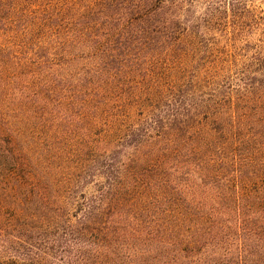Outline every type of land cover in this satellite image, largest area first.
Returning <instances> with one entry per match:
<instances>
[{
	"label": "rangeland",
	"instance_id": "rangeland-1",
	"mask_svg": "<svg viewBox=\"0 0 264 264\" xmlns=\"http://www.w3.org/2000/svg\"><path fill=\"white\" fill-rule=\"evenodd\" d=\"M162 1L161 16L178 17L176 27L157 25L155 20L151 25L147 21L140 25V19L151 11L142 10V0H7L11 19H21L15 39L29 43L28 37H41L51 41L49 48H57L62 56L61 61L46 62L26 61L28 51L15 55L17 58L10 61L15 82L7 81L0 92L2 106L14 109L6 106L11 95L18 98L25 93L28 97L40 92L34 81L45 76L50 66L64 79L61 94L65 96L83 88L79 87L81 79L88 81L101 70L106 79V95L105 99H94L93 104L100 107L96 112L91 108L84 112L67 107L57 111L48 126L49 138L29 135L28 155L41 162L49 187H38L33 179L24 177L18 179L14 190L11 178L6 174L0 176L2 260L22 253L35 255L48 251L51 253L48 263L61 264L62 250L57 247V238L67 234L69 226L80 220L82 212L76 203L86 197L82 186L93 180V168L106 164V160L115 168L113 176L121 182L113 195L117 206L106 212L102 228L106 238L92 232L80 240L92 243L99 239L111 258L118 253L127 260L137 255V249H156L158 245H168L167 241L171 246L176 237L167 233L172 228L164 233L166 239L148 234L145 225L137 227V213L148 207L167 211L165 214L171 217L173 228L180 229L181 236L190 239L198 236L199 240L195 228L198 218L174 213L175 210L234 206V201L224 194L234 189L249 196L256 192L264 194V140L259 141L261 134L255 121L258 113L252 99L244 102L234 90L252 77L264 78V61L232 60L235 54L239 58L245 48L255 51L264 45L259 24L264 21V0ZM117 8L119 13L115 14ZM245 9L253 17L233 27V14ZM92 11L100 13L97 16L100 22L90 23L82 15ZM56 15L62 16V20L56 21L60 19ZM28 29L35 31V35H25ZM141 29L159 33L161 40L175 32L182 39L177 49L181 50L180 57L175 61H137L140 43L148 46L150 42L136 36ZM123 30L127 35H122ZM149 46L158 49L162 43L153 41ZM101 48L110 50L106 54L110 61L107 57L99 61ZM216 50L224 55L215 53L213 59L204 61L210 51ZM35 62H46L48 66L44 68L40 63L38 68ZM46 78L49 79L47 75ZM146 79H155L160 88L152 87L153 83ZM235 101L240 122L233 119ZM174 117L191 125V129L180 130V134L171 131L162 137L154 131L146 135L140 149L126 145L131 139L130 131L138 124ZM227 125L239 126L241 135L253 136L249 147L233 143L226 150L228 153L221 151L217 146L220 134L215 135L213 128L227 129ZM25 133L28 135L27 130ZM173 135L176 137L172 138ZM211 143H216L217 148ZM96 148L105 151L109 161L103 155L99 163L94 162ZM28 155L25 153L27 159ZM22 157L25 158L24 155L19 158ZM254 158L256 168L248 172V162ZM223 160L228 164H223ZM65 181L76 185L75 188L67 187ZM219 245L223 246L222 241ZM168 250L171 252L173 247ZM200 250L197 245L195 253H201ZM186 253L189 251L183 252Z\"/></svg>",
	"mask_w": 264,
	"mask_h": 264
},
{
	"label": "trees",
	"instance_id": "trees-1",
	"mask_svg": "<svg viewBox=\"0 0 264 264\" xmlns=\"http://www.w3.org/2000/svg\"><path fill=\"white\" fill-rule=\"evenodd\" d=\"M142 1L141 8H144L142 10L151 11L144 15L145 19H140V25L146 24V21L148 25H151L154 20L157 25L167 24L173 27L178 25V17L172 16L171 19H166L161 16V8L164 3L162 0ZM6 2L7 0H0V92L4 89L7 81L11 83L15 82L12 78L14 73L10 64V61L17 58L15 55L28 51L29 57H27L26 61L46 62L61 61L60 57L62 56L57 48H49L51 41L48 42L41 37L38 39L28 37L29 43L17 41L14 34L18 33L15 29L21 19L17 21L11 19L10 10ZM149 5H153L152 9H147ZM131 9L129 8L128 10ZM241 11V13L233 14V27L242 25V23L244 24L253 17L250 10L245 9ZM118 13L119 10L117 8L115 14ZM82 15L90 23L91 21L95 23L100 22L97 17L100 16V13H97V11H92L88 15ZM56 16L60 18L56 21L62 20V16ZM24 24L26 26L29 25L28 22H24ZM259 24L262 27V35H264V21ZM249 26H252V24ZM131 30L137 31V29ZM35 33V31L28 29L27 33L24 34L35 35ZM154 34L149 33V31L147 33L144 29L139 30L137 33L136 36L141 37L143 39L142 41H146L145 39L150 41L148 46L147 43L142 42V45L140 43V46L137 48V61H162L164 59L167 61L171 59L175 61L177 57H180L181 50L177 49L180 48L182 39L176 37L177 34L175 32L164 40L159 38V33ZM122 35H127L126 30L122 31ZM130 36L132 37L134 35ZM132 40L136 41L135 39ZM31 41L33 43H30ZM153 41L161 42V49L151 48L149 45ZM127 49L130 51L129 49L131 48L128 46ZM100 50L99 61H105L104 58L107 57L106 54H110V50H103V48ZM215 53H219L220 56L224 55V52L220 50L210 51V54L204 58V61H206V58L213 59L214 56H217ZM123 54L125 55L126 53L123 52ZM235 55L232 58L233 61H264V45L260 50L255 51L245 48L243 54L239 55V58ZM108 59L109 55L106 60L110 61ZM46 62H40L44 68L48 66ZM35 63V66L40 68V63ZM13 64L17 65L16 63ZM46 70V75L49 79L45 75L36 78L34 81V85L40 92H36L28 97L25 93L20 94L18 98H16V95H11L8 98L6 106H12L14 109H10V107L6 108L0 102V176L6 174L11 178L10 184L14 190L17 189L18 179L24 177L25 179H33L34 184L38 187L44 186V188H47L50 185L47 180L46 171L43 173L40 167L41 162L32 160L28 155L30 149L27 145L29 135L30 137L38 135L41 139L49 138L47 132L50 130L48 126L54 120L53 115L57 111L67 107L72 111L80 108L85 112L91 108L93 112H96L100 107L97 104H93L94 99L96 97L105 99L106 92L104 87L106 85V79L101 70L98 75H95L88 81L81 79L79 81V87L83 88L74 92L72 96L61 94V84H64V79L58 77L57 72L51 66ZM146 80L153 83L152 87L160 88L157 83L158 81L155 79ZM243 84L234 90L236 95L241 96L244 102L252 99L251 101L256 107L255 113H258L255 121L256 127L260 130L261 135L259 136V141L261 142L262 139L264 140V78L252 77L250 81H245ZM79 92L81 97L77 96ZM232 107L234 108L233 119L234 122H237L239 121L237 116L239 109L236 107V101ZM94 115L96 114H92V116ZM176 120L177 118L174 117L173 120L156 119L149 124H138L129 133L128 137L131 138L130 141L125 143L133 149H140L144 146L143 142L146 135L154 131H157L156 135L162 137L171 131L179 133L180 130H185L189 127L191 129V125L189 126ZM220 127L219 129L213 128V131L215 135L220 134L219 141L221 142H218L217 146L221 151L226 152V150L233 146V143L236 145L241 144L244 148L249 147V144L252 143L250 140L253 139V136L241 135L239 133V126L238 128H232V126L227 125V129L226 126L225 128ZM26 130L28 135L25 133ZM175 137L174 135L172 136V138ZM211 146L216 147V143H211ZM98 148L93 151L96 152V157L93 160L97 163H99V157L103 155L104 158L106 157L105 151ZM97 151H101L102 154ZM25 153L28 155V159L25 157ZM23 155L25 158H19ZM106 158L109 161L110 157L108 156ZM223 164H228V161L223 160ZM256 164L255 158L249 161L247 171L249 172L256 168ZM113 169L115 170V168ZM113 169L112 165L106 160V164H98L93 168V180L83 184L82 190L86 194V197L76 203L77 208L82 212L80 220L71 224L69 226L70 231L65 235L61 234L56 241L57 247L62 250L59 254L63 258L61 264H264V205H262L264 202V194L256 192L255 195L253 193L249 196L247 195L248 193L237 191L236 189L230 192H224L226 196L232 199L231 201H234V206L175 210L174 213L182 214L183 212L185 215L198 218L195 228L200 237L199 240L198 236L191 237V239L189 236L187 238L181 236L180 229L173 228L169 220L171 217L165 214L167 211L159 210L160 207L155 209L148 207L147 210H142L141 213H137V227L139 228L145 225V230L148 234H158L162 238H166L164 233L172 228L167 233L176 237L173 243H170L171 246H169L167 241L168 245H158L156 249H137V255H132L126 260L124 256L118 253L115 254L114 258H111L108 255L107 247L99 239L94 240L92 243H83L80 237L90 235L92 232H95L96 235L99 234L101 238H106V234L102 230L105 224L106 212L114 205L117 206L113 195L116 194V189L121 187V182L113 176ZM223 169L225 168H221V170ZM199 170H203V168H199ZM245 170L241 171L247 174ZM249 180L250 177L247 181L249 182ZM245 183L246 181L243 184ZM65 184L69 188H75L76 186L74 184L70 185L67 181H65ZM231 216L234 217L231 218ZM173 233H177V235L175 236ZM220 241L223 243L222 247L219 245ZM197 245L201 249L198 252L201 253H195ZM171 247H173V250L170 252L168 249ZM186 250L189 253L183 254ZM50 257L51 253L48 251H43L35 255L22 253V255H15L9 259L2 260L0 258V264H49L48 259Z\"/></svg>",
	"mask_w": 264,
	"mask_h": 264
}]
</instances>
